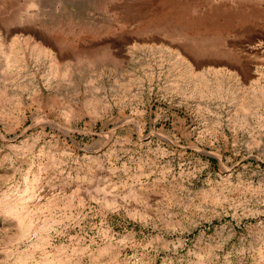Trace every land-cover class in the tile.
<instances>
[{"label":"rangeland","instance_id":"rangeland-1","mask_svg":"<svg viewBox=\"0 0 264 264\" xmlns=\"http://www.w3.org/2000/svg\"><path fill=\"white\" fill-rule=\"evenodd\" d=\"M0 264H264V0H0Z\"/></svg>","mask_w":264,"mask_h":264}]
</instances>
